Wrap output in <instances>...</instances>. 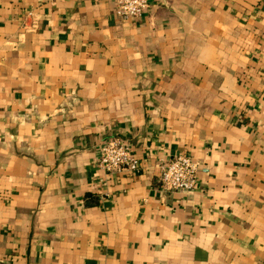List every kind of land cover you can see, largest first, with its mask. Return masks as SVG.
<instances>
[{
  "label": "crops",
  "instance_id": "crops-1",
  "mask_svg": "<svg viewBox=\"0 0 264 264\" xmlns=\"http://www.w3.org/2000/svg\"><path fill=\"white\" fill-rule=\"evenodd\" d=\"M0 264H264V0H0Z\"/></svg>",
  "mask_w": 264,
  "mask_h": 264
},
{
  "label": "built area",
  "instance_id": "built-area-1",
  "mask_svg": "<svg viewBox=\"0 0 264 264\" xmlns=\"http://www.w3.org/2000/svg\"><path fill=\"white\" fill-rule=\"evenodd\" d=\"M150 0H112L115 16L121 21L138 18L148 8ZM104 174L137 172L138 158L121 138L111 136L99 148L97 161ZM198 164L188 155H175L159 164L158 186L161 192L191 191L197 180Z\"/></svg>",
  "mask_w": 264,
  "mask_h": 264
}]
</instances>
